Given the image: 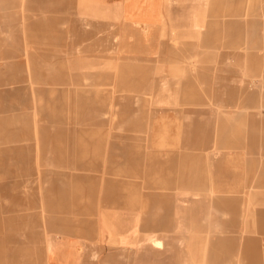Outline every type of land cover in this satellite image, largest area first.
I'll return each instance as SVG.
<instances>
[{"label": "rangeland", "instance_id": "1", "mask_svg": "<svg viewBox=\"0 0 264 264\" xmlns=\"http://www.w3.org/2000/svg\"><path fill=\"white\" fill-rule=\"evenodd\" d=\"M122 2L0 0V264H264V0Z\"/></svg>", "mask_w": 264, "mask_h": 264}, {"label": "crops", "instance_id": "2", "mask_svg": "<svg viewBox=\"0 0 264 264\" xmlns=\"http://www.w3.org/2000/svg\"><path fill=\"white\" fill-rule=\"evenodd\" d=\"M121 10L123 12V16H125L126 18H124L127 22L126 24H121L122 26H134V24H139L140 26L143 25H154V24H159L161 20L163 21L164 19H154L156 16L155 11H166L168 10V6L167 4H165V0H123L122 4H121ZM146 11V12H145ZM101 26V28H104L107 25H99ZM155 27L152 28H157L156 25H154ZM126 37L131 36L129 34H125ZM157 37V35H156ZM156 37H154V42L156 41ZM128 40V39H127ZM129 41V40H128ZM192 105L193 103H180V105ZM177 105V104H176ZM179 105V103H178ZM177 105V106H178ZM53 120V119H52ZM53 121H56L55 119ZM200 149V148H199ZM201 181V180H199ZM203 186L205 185L204 183H198L195 186ZM258 215V213H257ZM258 226H260V228H263V223L262 222V213L258 216ZM149 226V225H148ZM152 240L154 242H156L155 244H160L159 240L157 239V237H153ZM58 243L54 244L53 247H51L50 245L47 246L48 250H49V262H52L54 260H56L54 257H57L56 252H57V245ZM248 251H250V249H248ZM214 253V251H212ZM53 256V257H52ZM217 254H213L214 257V261H216L217 259ZM69 263V262H68ZM70 264V263H69Z\"/></svg>", "mask_w": 264, "mask_h": 264}]
</instances>
